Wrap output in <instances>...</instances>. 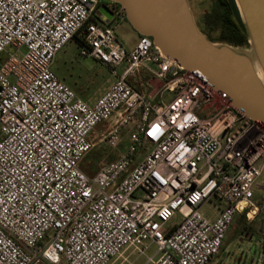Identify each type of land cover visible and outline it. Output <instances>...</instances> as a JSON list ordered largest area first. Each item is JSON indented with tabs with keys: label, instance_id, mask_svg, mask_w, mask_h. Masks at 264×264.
Segmentation results:
<instances>
[{
	"label": "built area",
	"instance_id": "1",
	"mask_svg": "<svg viewBox=\"0 0 264 264\" xmlns=\"http://www.w3.org/2000/svg\"><path fill=\"white\" fill-rule=\"evenodd\" d=\"M124 14L109 0H0V264H112L152 245L150 264H210L235 216L258 209L264 129L149 36L125 47L111 25ZM72 38L112 73L126 63L92 104L51 70ZM148 63L158 100L135 86ZM131 123L128 148L83 171L95 144L116 148Z\"/></svg>",
	"mask_w": 264,
	"mask_h": 264
},
{
	"label": "water",
	"instance_id": "2",
	"mask_svg": "<svg viewBox=\"0 0 264 264\" xmlns=\"http://www.w3.org/2000/svg\"><path fill=\"white\" fill-rule=\"evenodd\" d=\"M124 10L138 35L169 61L223 94L264 129V0H234L252 52L208 40L193 20L188 0H109ZM111 16V11L97 12Z\"/></svg>",
	"mask_w": 264,
	"mask_h": 264
},
{
	"label": "rangeland",
	"instance_id": "3",
	"mask_svg": "<svg viewBox=\"0 0 264 264\" xmlns=\"http://www.w3.org/2000/svg\"><path fill=\"white\" fill-rule=\"evenodd\" d=\"M224 1V0H222ZM189 7L193 14V20L197 27L205 33L208 40L214 43H222L244 51L252 52L248 42L247 32L245 40L241 41L237 34L233 33L223 21L221 0H188ZM111 25L114 27L118 40L127 48H132L138 40V34L131 25L124 21L114 20ZM81 48L76 39L72 38L54 56L51 70L64 81L84 101L92 104L100 98L106 89L113 84L119 76L126 63L115 66V73L110 68L92 56H83L79 53ZM108 126V122H100L95 130L100 134ZM134 124H128L121 133L119 146L109 147L103 143H96L94 148L84 157L81 168L89 175H93L104 163L116 158L125 151L129 145V136L134 130ZM147 144L138 147V155L146 152ZM263 176L257 179L260 184ZM254 202L258 209L255 215L249 220L243 215L237 214L230 225L224 242L210 264H264V189L255 187ZM208 205L202 207L206 211ZM179 219L178 216L174 221ZM155 246H150L146 254L128 255L126 260L117 257L111 259L112 264H150L147 259L155 255ZM125 254V255H126Z\"/></svg>",
	"mask_w": 264,
	"mask_h": 264
},
{
	"label": "crops",
	"instance_id": "4",
	"mask_svg": "<svg viewBox=\"0 0 264 264\" xmlns=\"http://www.w3.org/2000/svg\"><path fill=\"white\" fill-rule=\"evenodd\" d=\"M103 17L109 19V17H107L106 15H104V13L102 14ZM124 21V20H121ZM138 36V35H137ZM157 65L156 64H152V63H148L146 66H142L139 67L137 70V79L134 81L135 82V86L137 88H139L143 93H145L146 95L150 96L151 98H155V100H158V96H157V88L160 85V81L158 80V78H156L153 74V72L155 70H157ZM171 98V94L166 93L164 95V100H170ZM88 103V102H87ZM90 104V103H89ZM98 135V131L95 130L94 128V132L92 133V135H90V138L95 141V136ZM151 149V146L148 144L146 151L148 149ZM208 208L206 209V211H204V213L209 216L210 218H214L217 210L214 208V206H212L211 204H207ZM203 212V211H202ZM239 215H243V214H239ZM244 216V215H243ZM232 225V224H231ZM228 232V231H227ZM226 237V236H225ZM128 251V255L129 253L132 255L135 252H131L130 249H127L123 256H128L126 254V252ZM126 254V255H125ZM116 260L113 259V261Z\"/></svg>",
	"mask_w": 264,
	"mask_h": 264
},
{
	"label": "trees",
	"instance_id": "5",
	"mask_svg": "<svg viewBox=\"0 0 264 264\" xmlns=\"http://www.w3.org/2000/svg\"><path fill=\"white\" fill-rule=\"evenodd\" d=\"M222 12L223 21L229 27V29L239 36L241 41L245 40L246 30L242 23L240 12L234 0H224L222 1ZM117 5H119L117 3ZM126 20V19H125Z\"/></svg>",
	"mask_w": 264,
	"mask_h": 264
},
{
	"label": "snow or ice",
	"instance_id": "6",
	"mask_svg": "<svg viewBox=\"0 0 264 264\" xmlns=\"http://www.w3.org/2000/svg\"><path fill=\"white\" fill-rule=\"evenodd\" d=\"M152 134H153L152 132L149 133V135H152Z\"/></svg>",
	"mask_w": 264,
	"mask_h": 264
}]
</instances>
